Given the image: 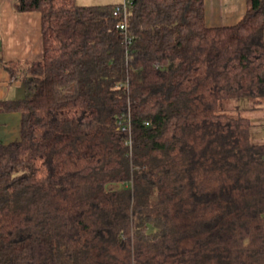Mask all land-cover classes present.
<instances>
[{"label":"trees","instance_id":"16d2710c","mask_svg":"<svg viewBox=\"0 0 264 264\" xmlns=\"http://www.w3.org/2000/svg\"><path fill=\"white\" fill-rule=\"evenodd\" d=\"M131 1L126 34L107 6L15 0L43 55L3 63L27 94L0 100L22 115L0 264H264V141L223 104L264 101V0L227 26L205 0Z\"/></svg>","mask_w":264,"mask_h":264},{"label":"crops","instance_id":"0c3cea01","mask_svg":"<svg viewBox=\"0 0 264 264\" xmlns=\"http://www.w3.org/2000/svg\"><path fill=\"white\" fill-rule=\"evenodd\" d=\"M80 5L110 6L123 0H76ZM247 12V0H205V18L209 26L238 23ZM43 55L42 16L39 11L19 12L15 0H0V100L26 96L25 79L4 68L3 63L40 59ZM15 78V80H13ZM19 111L0 112V143L21 138ZM261 142V141H260Z\"/></svg>","mask_w":264,"mask_h":264},{"label":"rangeland","instance_id":"374dc122","mask_svg":"<svg viewBox=\"0 0 264 264\" xmlns=\"http://www.w3.org/2000/svg\"><path fill=\"white\" fill-rule=\"evenodd\" d=\"M235 114L250 116L257 123V128L253 131V140L264 141V101L256 105L252 100L233 99L223 103ZM245 108V109H243Z\"/></svg>","mask_w":264,"mask_h":264},{"label":"built area","instance_id":"2783aa9c","mask_svg":"<svg viewBox=\"0 0 264 264\" xmlns=\"http://www.w3.org/2000/svg\"><path fill=\"white\" fill-rule=\"evenodd\" d=\"M133 8V2L131 0H123L121 3L110 5L106 7V10L110 13V15L117 19V27L123 31V33L127 34L128 31V23L129 17L131 15ZM22 79L27 78V71L24 70L21 75ZM15 80V78H13ZM130 116L120 121V128L122 130L128 131L131 133V124H130ZM148 125V123H146ZM127 143L131 146L132 141L129 139Z\"/></svg>","mask_w":264,"mask_h":264}]
</instances>
